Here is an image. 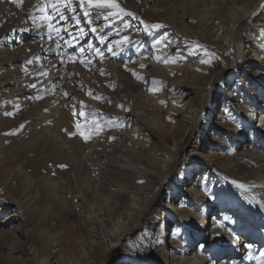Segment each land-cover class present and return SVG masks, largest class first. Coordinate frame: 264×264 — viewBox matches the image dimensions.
Instances as JSON below:
<instances>
[{
  "label": "bare ground",
  "instance_id": "6f19581e",
  "mask_svg": "<svg viewBox=\"0 0 264 264\" xmlns=\"http://www.w3.org/2000/svg\"><path fill=\"white\" fill-rule=\"evenodd\" d=\"M41 2L0 0V264H264V0H73L51 36Z\"/></svg>",
  "mask_w": 264,
  "mask_h": 264
},
{
  "label": "snow or ice",
  "instance_id": "6c2138e0",
  "mask_svg": "<svg viewBox=\"0 0 264 264\" xmlns=\"http://www.w3.org/2000/svg\"><path fill=\"white\" fill-rule=\"evenodd\" d=\"M73 4V0H42L41 6L39 8L40 16H32L33 23L36 24L37 27L40 26H46L49 34H51L55 31L57 35H59V29L55 27V25L52 23V20L54 17L59 14V18L61 20L67 19L66 16V9L71 8ZM87 5L88 8H97L101 10L105 9H116L117 11H107V14L103 16L105 20H107L111 16H118L120 14L126 15V16H134V13L128 12L123 8H120L119 5L116 3V0H79V7L81 9H84V16L87 18L89 13L87 11V8L85 7ZM51 8L52 14L49 15L48 8ZM73 12H75V9H73ZM102 14V13H99ZM72 20H76L77 23H79V20L75 15L71 16ZM39 21L40 23H37ZM89 23L91 21L89 20ZM153 28H159L162 27V25H151ZM95 31V29H93ZM103 42V41H101ZM128 43V38L124 37L123 40L118 41V45L126 44ZM57 47H59V42H57ZM197 47H202L200 45H197ZM83 51V50H81ZM109 51L112 52V48H109ZM115 54V53H113ZM83 63V60L81 61ZM207 63L208 61H204ZM27 63L31 64L32 61H27ZM46 75V73H45ZM133 75H136V73H133ZM138 79L143 80V77H138ZM157 81L153 80V84L155 85ZM31 87H35V85H31ZM155 90V89H152ZM89 95H91V92H89ZM83 103V102H81ZM18 107V106H17ZM6 115H11V113H5ZM81 115H84L83 112H81ZM21 127H23L21 125ZM77 128H80L79 123L77 124ZM15 132L5 133V135H13ZM80 135L87 141L90 137L88 134H86V131L80 132ZM242 187V186H241Z\"/></svg>",
  "mask_w": 264,
  "mask_h": 264
},
{
  "label": "rangeland",
  "instance_id": "374dc122",
  "mask_svg": "<svg viewBox=\"0 0 264 264\" xmlns=\"http://www.w3.org/2000/svg\"><path fill=\"white\" fill-rule=\"evenodd\" d=\"M81 8H77L76 12L78 14H81ZM105 20V19H103ZM99 21L97 23V25H83L84 27V33H87L88 35H90L89 37L93 39L94 43H98L97 44V47L95 46V48H91V52H97L98 54H100V58H101V61L103 59H106L107 58V61H111V60H116L117 58L115 57L117 55V51L118 49L120 48L121 45H118L117 42L118 41H121L122 40V30L120 29L121 28V25L118 24V23H114L113 25L111 26H108L106 28H103L101 29L100 27L102 26V21ZM94 26H97L94 27ZM99 27V28H98ZM93 29H95V31H93ZM92 34H94V37L92 36ZM28 36V34L26 35ZM95 36L98 38H95ZM28 40V38H27ZM98 41V42H97ZM103 41V42H101ZM32 42V41H31ZM109 48H112V52L109 51ZM115 53V54H113ZM95 56V55H94ZM113 57V58H109L108 57ZM119 56H122V55H119ZM118 63L119 64H123L124 61L123 59H119L118 60ZM219 109H220V106L217 107V113H219ZM263 132H261L262 134ZM245 139H246V135H241L238 139V143L239 144H242L243 142H245ZM218 252H221L222 255L223 254H227V252H231V254L234 255V252L232 253V250L234 249L233 247H230L229 245L223 247V249L219 246H217L216 248ZM236 256V255H235ZM239 260H242V259H239Z\"/></svg>",
  "mask_w": 264,
  "mask_h": 264
}]
</instances>
